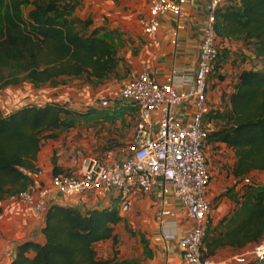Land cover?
<instances>
[{"label":"trees","instance_id":"trees-1","mask_svg":"<svg viewBox=\"0 0 264 264\" xmlns=\"http://www.w3.org/2000/svg\"><path fill=\"white\" fill-rule=\"evenodd\" d=\"M77 2L0 0L2 88L25 81L40 86L63 76L101 83L116 70L118 59L112 35L98 28L88 31V20L71 17ZM26 3L32 6L28 16L24 12ZM216 30L220 53L210 83L212 78L224 77L221 63L233 52L230 39L242 41L253 55L235 52L243 58L253 57L249 60L254 62L238 73L229 106L212 108L216 130L209 135L206 145L223 142L234 150L236 162L232 172L243 183L244 192L218 226L211 228L209 224L205 238L208 256L215 255L220 248L244 249L264 242V184H256L254 179L251 184L244 183L251 173L264 171V0H227L216 12ZM86 114L90 113L57 102L24 105L8 115L0 108V201L18 198L33 181L23 168L36 171L42 140L57 139L58 130L72 128L75 118H85ZM61 173L73 172L55 166L53 174ZM45 217L46 241L20 244L10 264H146L98 256L99 241L113 239L115 247L119 243L115 226L122 217L117 207L83 212L53 204ZM30 252L33 254L29 255ZM257 261L264 264L261 258L248 264Z\"/></svg>","mask_w":264,"mask_h":264},{"label":"crops","instance_id":"crops-1","mask_svg":"<svg viewBox=\"0 0 264 264\" xmlns=\"http://www.w3.org/2000/svg\"><path fill=\"white\" fill-rule=\"evenodd\" d=\"M185 7L187 10L185 29L180 32L177 44L171 42L177 20L174 16L167 15L162 19L157 44L150 47L139 24L140 17L148 12L147 0H78L71 17L88 20V31L98 28L112 35L118 59L116 70L101 83H89L82 77L63 76L55 82L40 86L30 81L6 86L0 93V108L3 114L8 115L24 105H44L47 102L66 104L79 111L88 109L94 114L96 113L94 109L101 108L100 102L93 108L94 101L101 98L110 99L112 110L124 114L121 107L113 105V101L118 99L122 86L136 78L143 68L148 67L158 81H164L174 69L182 70L196 65L204 25L209 14V0H187ZM229 41L233 52L221 63L224 77L211 79L209 90L211 108L229 106L230 96L236 89L238 73L248 67L239 65V54L235 52L237 47L246 54L253 55L242 41L233 39ZM126 105L131 108L129 104ZM130 110L136 119L135 110L132 108ZM191 112L192 107L188 104L178 109L179 115L184 118ZM120 118L117 117L115 121L119 122ZM99 120L104 121L103 118ZM72 129L73 127L70 128V132L67 129L58 130L57 139L42 140L35 165L42 170L43 175L34 173L31 175L37 184L49 182L55 166L80 173L87 153L80 147L81 139L72 141L73 134H77L73 133ZM67 134H71L68 141L65 140ZM117 150L120 151L121 148ZM206 155L212 173L208 192L212 210L208 220L210 227L214 228L233 211L236 206L235 200L241 198L244 189L243 183L238 181L232 172L236 162L232 148L223 142L208 143ZM255 176L256 174L251 173L248 177L253 179ZM162 201L171 203V208L176 213L174 218H159ZM53 204L72 206L83 212L95 208H118L115 193L101 198L89 194L87 201L82 203L76 196L63 195L53 190L49 197V206ZM130 206L128 212L120 214L122 220L115 226V232L119 236L118 245L114 246L113 239L99 241L96 244L98 256L114 261L137 260L146 264H181L182 249L178 238L184 236L192 228L193 223L188 219L181 201L172 192L164 194L162 179H157L152 191L147 194L135 192ZM30 210L31 207L25 206L15 197L0 201V264H10L15 259L20 244L26 241L39 243L46 241L43 232L46 217L41 220L30 219L28 217ZM170 232L176 233L177 239L161 240ZM252 247L254 244L244 249L220 248L213 257L222 264H235L236 256ZM32 254L33 252L29 253Z\"/></svg>","mask_w":264,"mask_h":264},{"label":"built area","instance_id":"built-area-1","mask_svg":"<svg viewBox=\"0 0 264 264\" xmlns=\"http://www.w3.org/2000/svg\"><path fill=\"white\" fill-rule=\"evenodd\" d=\"M187 0H147L148 12L139 24L150 47L157 44L162 19L167 15L176 18L172 31L173 44L185 29ZM227 0H209V14L197 63L182 70L174 69L164 81H158L145 67L139 75L126 82L119 93L120 100L136 112L131 141L125 149H112L104 157L90 156L83 160L80 173L52 175L47 183L37 184L33 179L19 193L18 200L31 207L30 219H43L49 208L53 190L67 196H76L85 203L88 195L98 198L115 193L119 214L130 210L132 195L139 191H152L157 179L163 182L164 194L173 193L183 204L192 228L178 238L182 249L181 264H222L208 256L205 238L209 230L212 202L208 196L212 173L207 163L205 145L216 130L209 104L210 76L219 57L220 40L216 30V12ZM100 107H111V100L100 99ZM188 104L192 112L180 116L178 109ZM30 176L43 175L36 168H23ZM245 184L252 178L246 177ZM171 203L161 202L159 218H174ZM25 236V232H23ZM177 239L170 232L161 240ZM264 259V242L256 244L250 252L236 256L235 264H248L252 259Z\"/></svg>","mask_w":264,"mask_h":264},{"label":"rangeland","instance_id":"rangeland-1","mask_svg":"<svg viewBox=\"0 0 264 264\" xmlns=\"http://www.w3.org/2000/svg\"><path fill=\"white\" fill-rule=\"evenodd\" d=\"M32 9V6L28 3L24 6V12L28 16L30 14V11ZM228 43V42H227ZM237 47L236 52L242 50L238 49ZM244 53V51H241ZM239 54V53H236ZM246 58H243V55L239 54L238 60L239 65L241 67L244 66H252L253 62L249 58L248 55H244ZM248 56V57H247ZM248 58V59H247ZM255 65V64H254ZM3 89L0 84V93L3 92ZM118 99H115L113 101V105H117L118 107H121L123 109L124 114H118L117 111L112 110V107L109 109H101L96 108V113L91 114L90 111L87 110H80V112H86L90 113L85 118V115L77 116L75 118V125L73 126L72 132L77 134H73V139H81L82 142L80 144L81 149L84 151L86 158L90 156H100L104 157L107 152H109L112 149H125L129 142L131 141L132 132L135 127V120L134 115L131 113V108L128 107L122 100H120V97H117ZM99 99L94 101L93 108L97 105H99ZM112 105V106H113ZM71 108V107H69ZM73 110H77L75 108H71ZM79 111V110H77ZM125 113L127 115H125ZM109 115V117H105ZM120 115V116H119ZM96 118H95V117ZM117 117H121L120 121L117 122L115 119ZM100 118H103L104 121L99 120ZM120 125V127H118ZM68 132H70V129H67ZM71 134H67L65 137V140L68 141V137H70ZM118 136V137H117ZM208 145V143H207ZM85 148V150L83 149ZM206 150V149H205ZM82 151V152H83ZM254 182L256 184H264V172L256 173V176L253 178ZM253 249L250 248L246 252H250ZM254 264H262L261 262L257 261Z\"/></svg>","mask_w":264,"mask_h":264}]
</instances>
